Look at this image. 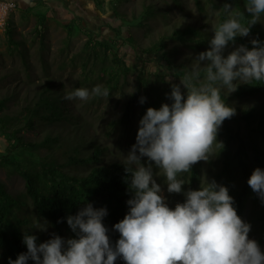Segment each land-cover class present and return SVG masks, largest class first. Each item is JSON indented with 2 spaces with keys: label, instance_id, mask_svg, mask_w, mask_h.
Wrapping results in <instances>:
<instances>
[{
  "label": "clouds",
  "instance_id": "9594fccd",
  "mask_svg": "<svg viewBox=\"0 0 264 264\" xmlns=\"http://www.w3.org/2000/svg\"><path fill=\"white\" fill-rule=\"evenodd\" d=\"M223 7L229 18L214 29L210 49L199 53L198 63L180 79L186 98L179 85H172L171 105L149 107L139 121L136 143L123 162L125 171L131 173L134 195L127 201L129 212L114 225L120 233L115 247L102 223L107 209L88 203L67 217L77 238L65 241L53 235L37 245L34 235L25 234L27 252L9 264H27L29 259L35 264H115L118 257L126 264H264V252L257 241L249 239L250 225L237 214L227 187L208 182L187 191L185 202L170 208L151 166L141 164V157L155 162L166 178L167 191L180 193L184 181L178 174L215 154L214 145L222 146L217 142L219 128L235 115V109L221 98V88L231 93L237 87L234 81L264 80V45L259 40L251 41V49L241 45L227 57L222 55L237 35H249L251 25L264 14V0H248L245 7L251 19L247 25L231 14L230 4ZM201 61L208 62L203 66V79ZM108 96L109 90L97 85L91 90L76 88L64 99ZM248 184L264 199V170L254 169Z\"/></svg>",
  "mask_w": 264,
  "mask_h": 264
},
{
  "label": "trees",
  "instance_id": "16d2710c",
  "mask_svg": "<svg viewBox=\"0 0 264 264\" xmlns=\"http://www.w3.org/2000/svg\"><path fill=\"white\" fill-rule=\"evenodd\" d=\"M94 1L104 11V0ZM196 3L198 8H204L200 0ZM225 3L231 5L233 16L242 24H248L251 19L245 7L248 0H221L220 3L211 5L218 11L214 28L208 30L205 24L196 26L193 23H184L173 28L171 32L152 39L147 46L141 45L132 33H129L125 40L144 54H154L162 58L175 75L184 77L193 68L188 65L189 62H198L196 59L199 53L210 49L214 29L229 18V13L223 7ZM113 12L130 29L132 26L144 25L147 15L154 14V9L146 6L141 14H133L130 19L121 14L116 7L113 8ZM35 28L36 33L43 38L46 28L44 14L38 15ZM79 29L78 26L77 30ZM116 32L119 33V30L116 29ZM149 32L150 27L146 28L145 35ZM6 35L10 48L14 49L20 45L15 39L11 25L7 27ZM253 39L264 45V14L257 23L251 25L248 36L237 35L234 41L228 43L222 55L227 57L241 45L248 49L253 48L254 45L251 43ZM92 41L93 44L91 38H88L85 42L90 48L88 53L96 52L97 43L103 44L104 52L107 49L111 51L112 63H107L106 54L97 56L94 54L96 61L90 74H87V62L83 64V71H86L85 82H88L90 75L97 74L98 78L107 77L108 84L118 83L119 74L116 70L121 68L126 73L129 66L119 55L114 43ZM171 42L174 43L173 46H169ZM181 45L187 46L193 52L191 57L186 58L188 64L184 62L185 58L178 61L177 55ZM207 63L200 62L201 79L204 77L203 66ZM114 69L116 70L113 72ZM140 80L146 79L142 77ZM146 81V85L152 92L155 90V94L152 92L146 94L147 101L143 103L142 117L149 107L159 109L163 104L155 85L152 87V84ZM49 83L50 79L38 90L34 99L26 102L22 109L14 114L4 110L9 99L13 97L12 93L0 95V132L8 140L6 150L0 153V167H12V171L22 175L25 180V189L18 194L8 192L5 184L0 181V264H9V261H14L19 254L27 252V246L23 243L25 234L34 235L37 245L43 243L33 231L32 212L39 218L47 219L54 228L55 235L66 241L77 238L76 233L67 224L68 216L76 215L88 203L94 208H106L107 215L102 223L108 230L107 235L112 246L115 247L120 233L114 229V225L130 210L127 201L132 198L134 192L130 189L131 173L125 171L124 161L104 160L103 153L106 148L101 144H92L91 139H88V125L85 124L87 118L66 108L63 84L54 86ZM234 83L237 85L234 92L228 93L221 89V98L235 109V115L231 117L235 124L228 123V119L223 121L224 129L221 133L227 141L220 146L217 155L222 161L221 175L227 180H232L235 174H240L243 188L251 189L248 184V179L254 171L251 155L257 162L264 160V149L259 143V137L264 139V80H252L248 83L238 80ZM182 94L186 98L187 90L185 89ZM249 99H255V103L248 104ZM127 117L126 114L124 118ZM117 122L118 120L112 121V125L115 126ZM241 122H244L246 132L242 131ZM39 125L55 126L58 129L47 128L43 131L42 137L33 139L27 138L23 133L33 131ZM78 167H85V171H78ZM198 169V163L191 167L195 178H198ZM234 191L228 190L229 195L233 197V206L241 217L246 206V194L244 190ZM254 194L257 195L256 192ZM257 220L259 235L255 241L261 252H264V204L257 213ZM27 264L35 262L29 259ZM115 264L126 262L118 257Z\"/></svg>",
  "mask_w": 264,
  "mask_h": 264
},
{
  "label": "rangeland",
  "instance_id": "374dc122",
  "mask_svg": "<svg viewBox=\"0 0 264 264\" xmlns=\"http://www.w3.org/2000/svg\"><path fill=\"white\" fill-rule=\"evenodd\" d=\"M0 1L15 4L9 11L8 18L3 19L0 16V95L8 93L13 95L4 110L13 114L20 111L26 102L36 97L38 90L48 83L49 79V84L54 86L63 84L64 97L76 88L91 90L97 85L107 88L108 97H90L87 101L65 99L66 108L87 118L85 124L88 125V139H91L92 144H101L103 148H106L103 153L104 160L125 161L136 143L139 121L142 118L141 110L144 106L140 100L143 97L144 101H147L146 94L152 92V89L146 85V80L152 84V87L155 85L163 104L171 105L173 102L170 98L172 85H179L182 93L185 91L180 83L183 77L175 75L162 58L154 54H144L125 39L129 33H132L141 45L147 46L152 39L169 33L176 26L184 23H193L196 26L205 24L208 30L214 28L218 11L211 5L218 4L221 0H200L203 9L198 8L197 0H104V11L94 0ZM146 6H151L154 14L147 15L144 25L132 26L130 29L113 12V8L116 7L121 14L130 19L133 14H141ZM40 13L45 15L46 28L43 38L36 33L35 28ZM10 25L13 27L15 39L20 43L14 49L9 47L6 35V29ZM78 26L79 30H77ZM149 27L151 32L145 35L146 28ZM88 38H91V44H93L92 40L114 43L119 55L129 66L126 73L121 68L113 70L119 74L118 83L108 84L107 77L98 78L97 74L90 75V80L85 82L86 71H83V64L87 62L86 70L87 74H90L92 65L96 61L94 54L97 56L104 53L108 56L107 63H112L111 51L107 49L104 52L103 44L97 43L96 52L88 53L90 48L85 43ZM173 45L172 42L169 44V46ZM192 55L191 49L181 45L177 58L181 61L182 58L186 59ZM184 62L188 64L187 59ZM197 63L192 61L188 65L193 67ZM142 77L146 80H140ZM221 89L228 91L224 87ZM154 91L153 94H155ZM247 103L251 105L255 103V99H249ZM126 114L128 117L124 118ZM116 120L118 122L113 126L112 121ZM227 122L235 124L232 118H229ZM47 128L58 129L55 126L39 125L33 131H23V133L27 138L33 139L42 137L43 131ZM223 129L221 125L217 133V142L221 145L227 141L221 133ZM241 129L242 131L246 129L244 122H241ZM259 140L264 149V139L259 137ZM7 145L8 140L0 132V153L6 150ZM219 148L220 145H214L215 154L211 155L207 161L197 162L199 164L198 178L194 177L191 169L178 174V179L184 181L180 193L167 191L166 178L155 162L149 161L147 157H141V164L145 167L151 166L153 179L160 185L161 194L170 208H174L177 203L185 202L187 191L198 190L212 181L231 191L244 190L246 206L241 219L250 225L249 239L256 240L259 235L257 213L264 204V199L254 194L252 189L243 188L240 174H235L232 180H227L221 175L222 161L217 155ZM137 155H139L138 150ZM251 158L254 169L259 167L264 170V160L257 162L253 155ZM77 170L85 171V167H78ZM0 181L12 194H18L25 189L23 176L12 171V167H0ZM31 214V224L34 226L32 230L42 242L53 238L55 230L48 220L37 217L33 212Z\"/></svg>",
  "mask_w": 264,
  "mask_h": 264
},
{
  "label": "built area",
  "instance_id": "2783aa9c",
  "mask_svg": "<svg viewBox=\"0 0 264 264\" xmlns=\"http://www.w3.org/2000/svg\"><path fill=\"white\" fill-rule=\"evenodd\" d=\"M15 6L14 3L8 1H0V16L4 19V17L8 16L9 11ZM8 18V17H7Z\"/></svg>",
  "mask_w": 264,
  "mask_h": 264
}]
</instances>
